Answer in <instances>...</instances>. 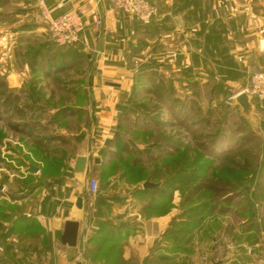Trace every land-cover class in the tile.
Returning <instances> with one entry per match:
<instances>
[{
	"label": "crops",
	"instance_id": "0c3cea01",
	"mask_svg": "<svg viewBox=\"0 0 264 264\" xmlns=\"http://www.w3.org/2000/svg\"><path fill=\"white\" fill-rule=\"evenodd\" d=\"M232 1L155 0L158 14L152 20L142 22L118 12L109 2L46 0L54 15L72 9L83 15L85 30L74 46L83 57L80 63L73 66L88 67L85 77L88 84L80 93L85 99L82 105L70 102L46 109L53 115L61 109H70L65 117L56 120L52 117L50 126L53 128L52 125H55L54 132L48 133L45 125L33 135L28 134L31 137L29 140L40 146L36 145L38 151L50 154V158L44 160L30 153L24 162L13 165L20 169L22 179L32 174L36 178L34 184L15 186L17 175L13 168L11 171L0 168V174L6 178V182L1 181L4 188L0 191V264H88L83 254L95 253V236L101 230H113L117 234L120 252L117 259L99 264H160L163 261L160 257L171 256L166 232L180 212L181 198L177 197L171 209L159 214L145 210V201L135 194L150 178L139 185L140 182L129 183L117 173L110 175L107 183L103 181L107 175L104 170L110 168L119 141L127 142L131 147L138 145L128 139L121 123L123 115L133 109L129 104L137 89L133 86L132 69L127 60L143 57L148 51V65L151 67L148 77L160 92L158 87H165L162 94L168 102L181 97L180 92L185 96L189 94L191 84L211 79L218 81L219 89H223L224 84L225 94L231 90L229 99H232L247 86L242 83L249 80L248 75L254 68L264 70V49L259 44V37L264 39V10L259 13L260 16L254 15L252 10L233 11ZM38 3L39 0H0V14L7 12L26 20L15 27L7 25L2 29L11 34V43L17 41H14L15 38L26 41L28 34H41L39 30L43 27L29 23L31 18L38 16ZM253 16L261 19V26L258 27L261 32L253 30ZM98 17L102 19L101 26L96 25ZM255 24L260 22L256 20ZM18 33L21 36H17ZM38 39L42 42L46 37L39 36ZM38 45L36 49L46 46ZM57 50L59 54L53 58L55 64L60 62L62 55V51ZM42 70L48 73L46 66H42ZM119 72L125 75L117 77ZM19 77L15 73L9 75L8 86L14 88ZM75 83L76 80H73L74 97L78 95ZM21 92L23 104H34L36 98L32 91ZM233 106L237 105L233 103ZM183 107L181 105L180 109ZM184 111L189 113L193 110L190 107L184 108ZM63 119L67 121L65 127L60 125ZM74 120L80 121L75 127ZM117 133L120 140H117ZM155 143L151 142L148 146L152 147ZM81 155L87 157L88 171H70L69 167ZM123 157L127 158L128 154ZM9 160L7 158L13 164L17 161L15 157ZM29 163L36 165L38 172H34ZM93 179L100 184V191L96 194L90 191ZM78 197L83 198L81 209L76 206ZM68 219L77 220L80 224L75 247L61 242ZM251 231L252 227L247 225L243 231V234L246 232V239L251 238ZM248 244V240L242 243ZM253 249L256 251V248ZM235 250L236 253L232 251L228 261L222 259L223 264L238 259L241 251ZM253 252L247 262L256 259ZM180 256L188 258L189 254L181 253ZM92 261H95L94 264L98 262Z\"/></svg>",
	"mask_w": 264,
	"mask_h": 264
},
{
	"label": "rangeland",
	"instance_id": "374dc122",
	"mask_svg": "<svg viewBox=\"0 0 264 264\" xmlns=\"http://www.w3.org/2000/svg\"><path fill=\"white\" fill-rule=\"evenodd\" d=\"M232 7L233 11L235 9L239 12L252 10L254 15L260 16L259 13L264 10V0H233ZM24 20L15 15L11 16L7 12L0 14V76L6 81L13 73L20 76L19 82H15L14 88L8 86V90L14 89V95L19 96L18 101L21 106L28 105L23 104L20 96L22 90L32 91L36 98L33 100L34 104H29L32 109L26 108L24 113H18L15 110L5 113L3 103L7 90L0 93V168H5L8 171L12 170L11 167L13 168L17 175L15 186L25 184L30 186L36 182V178L31 174L28 178L22 179L20 169L13 165L17 166L21 161L24 162L30 153H33L38 159L48 160L50 158V154L46 155L44 151H38L37 142L29 140V138L31 139L28 136L30 128H25L26 121L28 119L31 122L40 121V125L47 126L48 133L54 132L55 125H52L53 128L50 126L53 123L51 122L53 114H50L46 109L57 108L70 102L82 105L85 99L80 93L87 83L85 77L87 76L86 68H88L85 65L74 68L72 64H67L58 70L44 72L41 66L43 57L54 54L57 49L62 51L65 48L55 44L47 24L39 20V9L37 18H31L29 23L32 26L43 27L39 30L41 34H28V41L27 39L18 41L15 38L14 41H17L12 44L11 34H7L2 29L7 25L8 27L20 25ZM256 20L260 24H255ZM252 21L253 30L258 29L261 32V29L258 28L261 26V19L256 16L252 18ZM17 36H21V34L18 33ZM39 36H45L46 40L39 41ZM38 42L46 46L36 49L39 46ZM259 44L264 49V39L259 37ZM148 57L149 53L146 51L143 57L136 59L131 57L127 60L132 69L130 76L135 83L133 86L137 89H135L131 104H129L133 109L123 115L121 123L128 134H126L128 139H132L131 142L138 144L133 147L143 151L149 147L148 144L151 142H156L158 145L174 143L181 145L185 151L188 150L191 154V161L193 158H199L198 164H213L215 168L207 173L209 176H213L215 173V176L228 175L231 173V169H237L239 165L246 166L247 161L252 162L253 165L264 166V101L259 102L253 98L256 109L259 110V112L257 110L256 120L253 124L247 122L240 114L239 106H233L232 99H229V94H232L231 90H227L228 93L225 94L223 92L224 84L221 83L223 89H219V83L214 79L200 82L201 84H191L189 94L185 96L183 92H180L181 97L168 102L166 96L162 94L165 87L159 86L160 92L155 88L156 84L153 80L148 77V74L151 73L149 72L151 67L148 65L150 62ZM84 61H86L85 58ZM142 71L146 73L140 74ZM258 71L264 70L254 68L253 72L248 75L249 80L242 84L250 85L252 74ZM120 75L124 76L125 73H117V77ZM73 80H76L75 86L78 87L77 97L73 95ZM194 102H197V106L200 107V114H196L195 111L185 112L184 108L192 107ZM181 105L184 106L183 109H180ZM74 121L76 124L73 123V127L80 122L79 120ZM60 125L67 126V121L65 122L63 119ZM240 125L245 126V132H237ZM251 131L256 136L243 144L242 135H247ZM11 157L16 158L15 164L7 161V158L11 160ZM5 179L4 175L0 174V182H6ZM103 179L104 183H107L110 175H106ZM143 181L144 179L141 178L136 183L140 182L138 184L141 185ZM261 181L264 183V169L261 171ZM192 188L193 184L189 186L186 195H189ZM246 195L248 194H241L235 198L230 212L209 217L204 227L196 231L195 239L191 245L193 252H196L194 255L191 253L188 258L184 256L182 259L180 255L176 257L175 254H171L176 257L174 261H162L160 264H214L213 260L220 259L226 262L232 255V251L236 253L235 249L241 251L238 259L234 261L236 264H245L247 256L251 255L252 250L254 258L263 257L264 259V188L258 190L250 199H247ZM177 197L181 198L178 207L181 210L183 196L179 190L174 193L173 204ZM207 197L208 194H204V198ZM250 203H253L254 206ZM254 216L258 221L259 230L253 227L249 234L251 238L246 239V232L243 234V231L248 224L250 225ZM257 238L259 243L252 244V240ZM246 240L249 244L242 245ZM253 248H256V251ZM83 255L88 264H94L95 261L90 259L87 252H84ZM96 262L99 264L101 258Z\"/></svg>",
	"mask_w": 264,
	"mask_h": 264
},
{
	"label": "trees",
	"instance_id": "16d2710c",
	"mask_svg": "<svg viewBox=\"0 0 264 264\" xmlns=\"http://www.w3.org/2000/svg\"><path fill=\"white\" fill-rule=\"evenodd\" d=\"M59 54L58 50L54 54L43 57L41 66H46L47 72L58 70L67 64H78L81 62L83 55L76 48L68 47L62 50L61 60L56 64L53 58ZM45 61V62H44ZM45 63V65H44ZM7 90V92H6ZM6 92L4 99V112L15 110L18 113H24L26 108L32 109L30 105L21 106L19 96L14 95V91L8 90L7 81L0 76V93ZM192 110L196 114H200L201 109L194 102ZM69 108H64L56 112L54 120L65 117ZM74 113V109H73ZM30 120V119H28ZM26 121L25 128H30L28 134L33 135L40 127V121ZM245 126L240 125L237 132H245ZM256 136L252 131L247 135H242V143L250 141ZM120 134L117 133V140H120ZM117 147V154H113L111 166L104 170L107 175L120 173L121 178H125L129 183H136L141 178L146 180L150 178L153 181H162L160 186L153 188L140 187L135 191L139 199L145 201V210L154 211L156 213H165L171 209L174 193L179 190L182 193L183 200L181 202V210L173 219L166 236L170 241L169 252L171 254L180 255L181 253H193L192 242L195 239L196 231L204 227L209 217L216 215H224L232 209V202L241 194L246 195L250 199L252 195L264 188L261 181V171L264 166L260 164L253 165L247 161V165H239L237 169L232 170L228 175H207L208 172L214 170L212 163L198 164L199 158H193L188 150H184L181 145L168 144L158 145L155 143L152 147L145 148L143 151L136 147H131L127 142H120ZM153 149H155L153 151ZM128 154L124 158V154ZM152 167V168H151ZM193 184V188L189 195L186 191ZM204 194H208L204 198ZM250 196V197H249ZM254 206L253 203H250ZM252 207V206H251ZM255 215V214H254ZM256 216V215H255ZM251 220L249 227H255L259 230L257 219ZM257 222V223H256ZM96 251L90 254L91 260L109 262L118 258L120 252L117 234L112 230L102 232L95 236ZM259 243V239L253 240L252 244ZM174 255L160 257L163 261L170 262L176 258ZM160 259V260H161ZM251 259V255L247 256Z\"/></svg>",
	"mask_w": 264,
	"mask_h": 264
},
{
	"label": "built area",
	"instance_id": "2783aa9c",
	"mask_svg": "<svg viewBox=\"0 0 264 264\" xmlns=\"http://www.w3.org/2000/svg\"><path fill=\"white\" fill-rule=\"evenodd\" d=\"M99 4L111 3L121 13L131 15L142 22H148L158 14L155 0H97ZM39 20L47 24L50 35L59 47L68 48L75 46L81 39L85 30L83 15L77 10H70L60 15H54L46 0H39ZM96 25H102L101 17L96 20ZM259 102L264 101V71L252 74L250 85L243 89ZM90 191L96 194L100 191L99 181H90ZM245 264H264L263 257H258Z\"/></svg>",
	"mask_w": 264,
	"mask_h": 264
},
{
	"label": "water",
	"instance_id": "95a60500",
	"mask_svg": "<svg viewBox=\"0 0 264 264\" xmlns=\"http://www.w3.org/2000/svg\"><path fill=\"white\" fill-rule=\"evenodd\" d=\"M111 84H114V83H111ZM232 101L234 105H237L240 107L242 116L245 119H247L249 123L253 124L257 116V110L253 102V97L247 91L242 90L233 96ZM86 164H87V157L84 155L78 156L75 164L73 166H70L69 170L75 173H86L88 171L86 169ZM29 167L34 172H38L39 170V168L33 163H29ZM161 184H162V181L155 182L150 179H147L146 181L143 182V187L153 188L156 186H160ZM3 188H4L3 182H0V191H2ZM76 206L80 209L83 208V198L82 197L77 198ZM79 227H80V224L77 220L68 219L65 222V227H64V231L61 237V242L64 245H68L70 247L77 246L78 237H79ZM213 263L223 264L224 261L222 259L218 261L213 260ZM78 264H82V263L79 262Z\"/></svg>",
	"mask_w": 264,
	"mask_h": 264
}]
</instances>
